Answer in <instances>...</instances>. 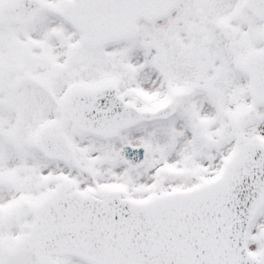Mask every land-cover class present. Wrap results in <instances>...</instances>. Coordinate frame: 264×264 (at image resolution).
<instances>
[{
	"label": "snow or ice",
	"instance_id": "obj_1",
	"mask_svg": "<svg viewBox=\"0 0 264 264\" xmlns=\"http://www.w3.org/2000/svg\"><path fill=\"white\" fill-rule=\"evenodd\" d=\"M0 264H264V0H0Z\"/></svg>",
	"mask_w": 264,
	"mask_h": 264
}]
</instances>
